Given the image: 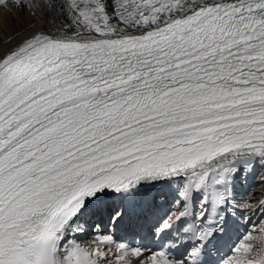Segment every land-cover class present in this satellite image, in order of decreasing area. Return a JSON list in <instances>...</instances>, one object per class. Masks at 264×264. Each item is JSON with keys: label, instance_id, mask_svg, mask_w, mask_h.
Segmentation results:
<instances>
[{"label": "snow or ice", "instance_id": "obj_1", "mask_svg": "<svg viewBox=\"0 0 264 264\" xmlns=\"http://www.w3.org/2000/svg\"><path fill=\"white\" fill-rule=\"evenodd\" d=\"M9 7L45 26L0 36V264H200L229 228L237 177L264 169V0H0ZM181 178L183 206L157 231L196 200L198 218L206 204L215 217L177 229V246L190 230L198 241L190 262L172 245L77 242L83 218L122 222L147 189ZM255 227L218 264H264V220Z\"/></svg>", "mask_w": 264, "mask_h": 264}, {"label": "bare ground", "instance_id": "obj_2", "mask_svg": "<svg viewBox=\"0 0 264 264\" xmlns=\"http://www.w3.org/2000/svg\"><path fill=\"white\" fill-rule=\"evenodd\" d=\"M27 11L25 12V10H23L21 8H15V7H13L12 9H10V7L9 8H0V36L7 37V36H10L14 33L21 32L24 29H29L30 31H36V30L43 28L45 26V22L41 18V16L35 15V17L32 18L31 16H29L27 14L28 13ZM33 24L36 27L30 28V26ZM25 34H27V33H25ZM256 168H259L264 172V169H262L258 164L254 166L253 171H255ZM241 176H243V173H242V175H239L237 177L235 182L238 181L240 183L241 178H239V177H241ZM185 182L186 181L183 178H181L179 180L172 182L171 184L165 183V184H160V185H156L154 187H151V188L147 189L141 196H139L137 198V203L141 200V198H145L147 203H149L153 197L157 196L160 193H162L164 196L165 194L163 193V191H165L167 194V198L165 200V202H167L168 199L171 200V199H173L174 195H177L175 193L176 189L178 190L181 187V184L183 185ZM235 182L232 186L231 191L234 189L236 191H238V188H237V185H235ZM167 187H170V188L167 189ZM234 187H236V188H234ZM239 190H241V189H239ZM179 201H182V199H180ZM256 205H255V207H256ZM248 219L249 218L247 217L246 220H248Z\"/></svg>", "mask_w": 264, "mask_h": 264}, {"label": "rangeland", "instance_id": "obj_3", "mask_svg": "<svg viewBox=\"0 0 264 264\" xmlns=\"http://www.w3.org/2000/svg\"><path fill=\"white\" fill-rule=\"evenodd\" d=\"M12 8L13 7H10V9H12ZM23 10H25V12L27 11V9H23ZM27 12H28L27 14L29 16H31L32 18L35 17V15L32 16L29 13V11H27ZM243 175H244V173H243ZM242 178L243 177L241 176V180H242ZM261 186L264 188V182H263V179H262V174L260 172H258L257 176H255V178L253 179V182L251 183V185L249 187V190L245 193V195L239 196V199H241V200L235 201V205L239 206L241 208V210H243V215L244 214L247 215V214L251 213L254 208H259L260 207V203L259 202L262 201V199L264 197V189ZM255 205H256V207H255ZM255 233H256V231H255Z\"/></svg>", "mask_w": 264, "mask_h": 264}]
</instances>
